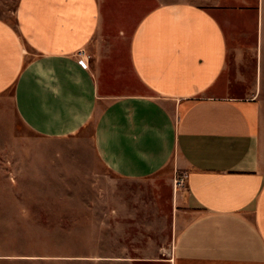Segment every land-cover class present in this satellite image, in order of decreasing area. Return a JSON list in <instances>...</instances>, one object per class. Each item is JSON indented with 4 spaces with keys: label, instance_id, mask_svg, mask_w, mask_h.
Instances as JSON below:
<instances>
[{
    "label": "crops",
    "instance_id": "0c3cea01",
    "mask_svg": "<svg viewBox=\"0 0 264 264\" xmlns=\"http://www.w3.org/2000/svg\"><path fill=\"white\" fill-rule=\"evenodd\" d=\"M215 6L162 3L134 21L102 0H19L0 18V95L36 135L89 132L116 175L183 170L169 264H264L260 103L220 83Z\"/></svg>",
    "mask_w": 264,
    "mask_h": 264
},
{
    "label": "rangeland",
    "instance_id": "374dc122",
    "mask_svg": "<svg viewBox=\"0 0 264 264\" xmlns=\"http://www.w3.org/2000/svg\"><path fill=\"white\" fill-rule=\"evenodd\" d=\"M18 1L0 0V18L13 22ZM215 1L226 39L220 83L228 94L258 99L264 165V0L258 16V0ZM176 2L203 0L102 5L111 20L124 6L125 20L135 21L156 5ZM184 179L173 162L143 178L116 175L97 158L89 132L36 135L18 121L9 94L0 95V257L9 258L2 264H169Z\"/></svg>",
    "mask_w": 264,
    "mask_h": 264
},
{
    "label": "built area",
    "instance_id": "2783aa9c",
    "mask_svg": "<svg viewBox=\"0 0 264 264\" xmlns=\"http://www.w3.org/2000/svg\"><path fill=\"white\" fill-rule=\"evenodd\" d=\"M183 178L181 177L180 180L175 179V186H177V184L180 186L181 184H183Z\"/></svg>",
    "mask_w": 264,
    "mask_h": 264
}]
</instances>
